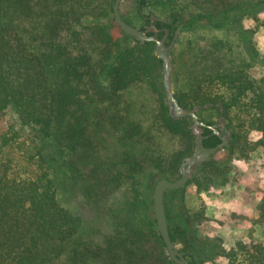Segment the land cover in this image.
<instances>
[{
	"label": "trees",
	"instance_id": "trees-1",
	"mask_svg": "<svg viewBox=\"0 0 264 264\" xmlns=\"http://www.w3.org/2000/svg\"><path fill=\"white\" fill-rule=\"evenodd\" d=\"M149 1L137 0L138 14L144 22L142 29L146 30L145 25L168 28L173 40L180 29L181 14L173 11L165 18L169 20H156L157 16L144 12ZM114 3L115 0H0V264H64L66 255L70 264H173L158 230L156 214L148 217L156 229L154 234L121 231L97 243L92 237L95 234H83L84 219L66 208L60 197L65 176L78 180L80 162L91 156V142L84 135L88 130L84 116L86 113L88 117L89 103L102 94L112 96L148 83L162 97L158 116L161 129L189 138L186 152L174 154L168 161L170 174L163 167L166 161L162 156L145 162L133 161L135 155H129V168L117 173L116 179L133 174L131 178L137 182L140 171L154 166L161 178L175 181L181 176L184 158L195 150L193 118L176 119L170 114L163 62L155 53V43L136 40L117 23L119 32H113L115 26L102 20L106 10L114 14ZM240 33L249 43L247 31L241 28ZM260 62L264 65V59ZM189 81L187 90L176 93L181 105L190 110L208 105L202 109L215 111L219 118L229 121V129H237L225 149L232 155L240 152L247 157L256 148H264V74L254 78L244 69L227 67L193 75ZM10 111L15 113L20 131L30 139L26 151L16 152L12 145L19 134L14 125L5 124ZM253 131L260 134L257 141L250 140ZM203 134L206 147L221 143L213 129L205 128ZM214 155L196 173L206 169L221 172L225 167L215 161ZM193 180L180 190L167 191L165 204L173 241L177 244L185 239L186 257L192 264H203L204 260L189 249L195 245L189 232L173 217L174 200L184 201L186 187ZM198 180L201 188L211 186ZM86 190L98 196L97 187L88 186ZM196 215L204 218L202 212ZM152 242L161 247L162 256L151 251L155 246ZM238 247L248 254L251 264H264L262 245L240 242ZM220 248L222 254L226 252ZM212 249L215 252L214 246ZM228 253L230 257L237 254L235 250Z\"/></svg>",
	"mask_w": 264,
	"mask_h": 264
},
{
	"label": "rangeland",
	"instance_id": "rangeland-1",
	"mask_svg": "<svg viewBox=\"0 0 264 264\" xmlns=\"http://www.w3.org/2000/svg\"><path fill=\"white\" fill-rule=\"evenodd\" d=\"M173 11L182 16L178 38L171 50L175 95L187 90L193 75L227 67L244 69L254 78L262 77L264 0H150L144 10L147 15L164 19ZM121 12L135 27L144 25L138 14L137 0H123ZM101 15L104 22L115 26L114 14L109 10ZM116 28L112 30L118 33ZM241 28L249 34V43L241 36ZM167 41L172 40L168 38ZM193 65H196L194 69ZM161 104V94L148 83H141L132 89L112 93V96L102 94L88 105V117L86 113L84 116L88 130L84 135L90 139L91 156L80 162L78 180L65 176L60 197L66 208L84 219L83 234H95L92 237L97 243L121 231L154 234L155 228L149 224L148 217L156 214L154 192L161 178L159 171L154 166L140 171L137 182L132 179L133 174H126L123 179H116L115 175L127 171L129 155H135L133 161L145 162L162 156L166 161L163 167L170 174L168 161L172 155L189 148V138L185 135L161 129L158 120ZM203 107L206 106L197 112L206 124L228 126L227 119ZM15 117L10 111L5 124L14 125L19 134L12 143L16 152L26 151L30 139L26 132L20 131ZM235 119L239 125L240 121ZM229 130L231 134L237 131L236 128ZM192 133L195 135L193 125ZM128 136L131 137L128 139ZM259 138L258 132H251L250 140ZM214 159L225 168L219 173L210 169L201 173L195 171L193 182L186 187L184 201L174 200V220L189 232L188 237L195 244L189 249L204 260L203 264H251L248 254L243 253L238 244H258L264 249V148H256L247 157L240 152L232 155L224 148ZM198 179L211 186L201 188ZM88 186L97 187L96 198L97 194L88 193ZM197 212H202L204 218L195 216ZM152 243L155 246H151V251L162 256L161 247ZM177 246L183 251L185 239L179 240ZM220 246L225 253L222 254ZM232 250L237 253L234 257L228 253ZM64 264H70L68 255L64 257Z\"/></svg>",
	"mask_w": 264,
	"mask_h": 264
},
{
	"label": "water",
	"instance_id": "water-1",
	"mask_svg": "<svg viewBox=\"0 0 264 264\" xmlns=\"http://www.w3.org/2000/svg\"><path fill=\"white\" fill-rule=\"evenodd\" d=\"M122 1L123 0H115L113 6L115 21L126 34L134 37L136 40L140 42L155 43V53L163 62V82L170 114L176 119L191 117L194 120L193 131L196 136L194 153L191 156L184 158L180 166L181 176L177 180L172 181L168 178H161L157 182L154 192L155 213L158 229L166 244L172 263L192 264L186 257V253L181 251L172 239L165 204L166 193L169 190H180L184 188L192 178L195 171L201 167L203 163L209 161L212 155L218 153L221 149L229 147L232 137L231 132L224 123H221L220 125L214 124L212 126L206 124L200 119L197 112L202 106H197L191 110L186 109L181 105L178 97L175 95L172 85L174 65L171 57V50L178 38L179 31L174 36L173 40L168 43L167 39L168 34L170 33L169 30H167V35L160 37L159 30L156 28L151 27L147 30H143L142 27H135L123 18L121 14ZM154 19H161L163 21L169 20L158 17H154ZM207 106L208 105H206V107ZM202 127L213 129L214 133L221 137V143L215 147H206L204 145L206 136H204L202 132Z\"/></svg>",
	"mask_w": 264,
	"mask_h": 264
},
{
	"label": "flooded vegetation",
	"instance_id": "flooded-vegetation-1",
	"mask_svg": "<svg viewBox=\"0 0 264 264\" xmlns=\"http://www.w3.org/2000/svg\"><path fill=\"white\" fill-rule=\"evenodd\" d=\"M147 28H146V30L147 29H149V28H151V27H153V28H156V29H158L157 27H155V26H153V25H145ZM159 30V35L162 33V32H164L165 34H164V36L165 35H167V30H169L168 28H161V29H158ZM170 31V30H169ZM179 30H177V32H178ZM176 32V33H177ZM170 36H171V31H170V33L168 34V38H170ZM221 138V137H220ZM206 139V138H205ZM221 141H222V139H221Z\"/></svg>",
	"mask_w": 264,
	"mask_h": 264
}]
</instances>
